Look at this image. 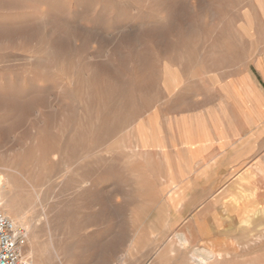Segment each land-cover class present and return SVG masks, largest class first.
Instances as JSON below:
<instances>
[{"label": "rangeland", "instance_id": "obj_1", "mask_svg": "<svg viewBox=\"0 0 264 264\" xmlns=\"http://www.w3.org/2000/svg\"><path fill=\"white\" fill-rule=\"evenodd\" d=\"M259 4L0 0V175L29 264H197L210 245L224 251L214 264H264V215L242 224L238 174H218L223 188L194 212L179 201V222L168 193L197 175L174 163L181 124L221 106L235 80L250 88ZM254 176L251 207L264 208Z\"/></svg>", "mask_w": 264, "mask_h": 264}, {"label": "crops", "instance_id": "obj_2", "mask_svg": "<svg viewBox=\"0 0 264 264\" xmlns=\"http://www.w3.org/2000/svg\"><path fill=\"white\" fill-rule=\"evenodd\" d=\"M252 67L250 88H241L235 80L229 84L233 89L225 88L226 100L221 106L210 109L206 117L188 119L178 128L174 163L179 171L197 174L177 186L178 197L196 206L190 209L193 212L223 188L220 173L227 174L226 179L238 174L236 182L243 194L236 203L243 206L241 212L260 200L253 201L250 196L258 179L254 174L264 173V54L254 60ZM225 104L237 115L224 116ZM206 174L211 176L207 178ZM223 190L227 195V188ZM257 194L264 197V193Z\"/></svg>", "mask_w": 264, "mask_h": 264}, {"label": "bare ground", "instance_id": "obj_3", "mask_svg": "<svg viewBox=\"0 0 264 264\" xmlns=\"http://www.w3.org/2000/svg\"><path fill=\"white\" fill-rule=\"evenodd\" d=\"M260 8H261V11H262V14L264 16V1L263 0H260ZM131 89V88H130ZM125 98V96H123ZM225 98V97H224ZM227 103V102H226ZM229 107V106H228ZM234 108V107H233ZM234 110V109H233ZM219 111V110H218ZM236 111V110H235ZM207 115V114H206ZM222 117V116H221ZM224 117V116H223ZM162 118V117H161ZM155 120V119H154ZM223 121V120H222ZM244 121V120H243ZM104 123V122H103ZM108 125V124H107ZM247 125V124H246ZM211 126V124H210ZM150 127V126H148ZM134 128V127H133ZM168 130V129H167ZM130 131V130H129ZM215 131V130H214ZM133 135V134H132ZM152 135V134H151ZM128 136V135H127ZM231 138V137H230ZM218 139V138H217ZM134 142V141H133ZM136 142H138V136H136ZM166 142H167V139H166ZM135 143V142H134ZM144 143V142H143ZM141 143V144H143ZM159 145V148L160 150H162L163 154H164V158L166 160V163L168 164L169 166V169L171 170V161H170V156L167 155V150L164 149L165 147L162 145V144H158ZM137 148L141 147V145L139 146V144H136ZM158 150V149H157ZM153 151V150H152ZM161 153V155H163ZM157 157V156H156ZM156 160V159H155ZM160 160V159H159ZM163 160V158H162ZM164 160V161H165ZM177 161V160H176ZM202 162V161H201ZM157 163V162H156ZM173 163V162H172ZM166 164V165H167ZM162 165V164H161ZM163 166V165H162ZM200 166H202L200 164ZM197 167V166H196ZM160 170V169H159ZM197 170V169H196ZM169 171V170H168ZM162 174V173H161ZM169 174V173H168ZM194 174V173H193ZM156 175V174H155ZM255 175V174H254ZM169 178H170V174H169ZM155 179V178H154ZM223 179V178H222ZM12 180V179H11ZM164 181V180H163ZM168 181V180H167ZM166 183V182H164ZM218 183V181H217ZM10 184H11V181L9 179V176L8 175H3L1 176L0 175V205H1V209L2 211L9 217H11V219L14 221V223L18 226V222H20V211L16 213L15 211V215H14V207L12 205V202L7 198L8 196V188L10 187ZM256 186V185H255ZM177 187V186H176ZM244 188V187H243ZM260 188V187H258ZM219 189V188H218ZM208 190V189H207ZM213 191V190H212ZM168 193H172L171 195H174L173 198H171V200L169 201L171 203L172 206H174L175 208V214L176 216L178 215L179 218L176 220V222H179L180 219H181V215L179 213V210H181V206H179V201H183V200H180L179 199V194H178V191L177 189L176 190H169ZM213 194V193H212ZM210 196V195H209ZM176 199V200H175ZM239 201V200H238ZM237 201V202H238ZM202 204V203H200ZM198 205V204H197ZM221 206V205H220ZM165 206H163L161 208V212L162 214H164V211H165ZM222 207V206H221ZM173 208V207H172ZM195 208V207H194ZM198 208V207H197ZM225 209L223 208V211ZM191 211V210H189ZM200 211V210H199ZM225 212V211H224ZM19 213V214H18ZM189 213V212H188ZM244 214H246L247 216L242 220V224L245 225V226H249L254 219H256V216L257 218H259L260 215H264V208H259V209H256L254 207H247V209H245V211L243 212ZM161 214V213H160ZM231 217V216H230ZM186 218V217H185ZM224 218V217H223ZM228 219V218H227ZM264 219V218H263ZM154 220V217L153 219ZM233 220V218H232ZM235 220V219H234ZM237 221V220H236ZM148 222V221H147ZM175 223V222H174ZM264 223V222H263ZM146 224V223H145ZM156 224V223H155ZM154 224V225H155ZM170 224V221L169 219L168 220H165V221H162L158 227V230H165L168 228ZM239 224V223H238ZM22 225V224H21ZM195 225V223H194ZM145 226V225H144ZM152 226V225H151ZM259 226V225H258ZM257 227V226H256ZM137 228V227H135ZM141 228V227H140ZM235 228V227H234ZM250 229V228H249ZM264 229V228H263ZM259 230V229H258ZM254 232V231H253ZM235 233V232H234ZM152 234V233H151ZM28 233H27V237H28ZM258 239H262L264 238V234H259L258 235ZM177 237L180 239L181 243L182 244H187L188 241H189V238L187 237V235L185 233H178L177 234ZM169 238V236L167 237ZM256 239H254L252 242H255ZM166 243V241H165ZM164 243V244H165ZM240 243V242H239ZM27 251V250H26ZM29 251V250H28ZM31 251H29L30 253ZM28 253V252H27ZM226 254H228L226 252ZM224 255V251L221 250V249H217L216 246H203V247H200V248H196L193 253L191 254V258L193 260L191 261H194V263L196 262L197 264H214V263H218L220 262L222 259H223V256ZM25 257V256H24ZM188 258V257H187ZM189 260V259H188ZM235 262V261H234ZM253 263V262H252Z\"/></svg>", "mask_w": 264, "mask_h": 264}, {"label": "built area", "instance_id": "obj_4", "mask_svg": "<svg viewBox=\"0 0 264 264\" xmlns=\"http://www.w3.org/2000/svg\"><path fill=\"white\" fill-rule=\"evenodd\" d=\"M26 233L0 209V264H29L23 257Z\"/></svg>", "mask_w": 264, "mask_h": 264}]
</instances>
